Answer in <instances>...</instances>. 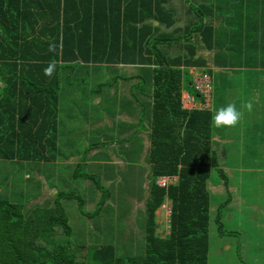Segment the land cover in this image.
<instances>
[{
    "label": "trees",
    "instance_id": "obj_1",
    "mask_svg": "<svg viewBox=\"0 0 264 264\" xmlns=\"http://www.w3.org/2000/svg\"><path fill=\"white\" fill-rule=\"evenodd\" d=\"M237 1L233 15L224 14L227 31L219 37L207 18L213 6L199 5L197 0L191 7L193 21L184 29L175 28L179 15L171 0H0V162H56L62 127L61 73L85 86L86 77L92 74L100 83L92 90L90 109L94 100L101 110L105 79H112L113 85L120 82L122 97H132L133 89L138 88L148 102L147 106L142 98L131 102L136 104L130 109L132 114L141 102L136 136L131 140L145 139L141 134L147 137L144 168L151 183L145 193L142 257L122 255L114 245L82 246L75 251L62 202L76 200L82 208L79 195L59 191L53 200L28 208L4 199L0 184V264H210L212 223L220 238L236 233L225 230L224 205L214 219L211 215V191L218 196L210 183L211 171L217 169L225 179L226 166L220 164L223 156L214 151V112L205 93L197 88L198 81L213 71H199L207 63L198 57V51L202 42L212 48L216 37L215 48L225 46V41L223 51L229 59L231 39L240 36L246 20L254 24L249 25L250 30L264 35L257 19L245 17L244 11L249 10L245 0ZM252 42L251 47L258 51V39ZM50 45H55L54 50H49ZM52 63L55 71L47 76L44 69ZM199 72L197 78L193 76ZM122 84H128V94L122 93ZM78 87L71 86L73 94ZM184 91L197 95L193 96L196 103L207 108L185 109ZM88 116L85 121L94 123L95 113L91 121ZM99 133L87 134L93 145L87 147L86 155L113 145ZM251 154L258 155V151ZM230 160L234 158L228 157L227 162ZM81 162L74 176L94 181L101 190L97 211L107 194L98 179L87 174L84 160ZM161 177L173 182L161 188L157 184ZM166 203L170 217L164 233L159 232L156 212Z\"/></svg>",
    "mask_w": 264,
    "mask_h": 264
},
{
    "label": "rangeland",
    "instance_id": "obj_2",
    "mask_svg": "<svg viewBox=\"0 0 264 264\" xmlns=\"http://www.w3.org/2000/svg\"><path fill=\"white\" fill-rule=\"evenodd\" d=\"M179 1H171V5L177 7L176 10L179 15V22L175 28L184 29L188 24L189 17L184 14L182 4L185 3L193 7V0H183L182 3ZM211 2L215 3L213 0L202 3L209 5ZM237 3V0H219V11L226 14L233 12ZM198 4L201 3L198 2ZM218 20L220 21V19ZM258 21L262 22L261 19ZM251 26L253 27L254 24L251 23ZM226 31V26H222L220 21L215 34L222 37ZM263 36L261 32L257 33L254 28L249 30L248 45H252V41L258 39V52L257 50L251 51V48L245 52V54L248 53L249 67L259 58L260 54L264 55ZM224 43L227 46L225 41ZM225 46L213 50L214 54L218 56L217 66L220 67L219 71L214 70L212 72L214 74V93L217 94L216 98L220 102L221 108L232 104L241 113L240 119L243 117V113L246 114L248 122L255 126L253 132L257 129L255 122H260L261 127L259 129L261 130L258 129L254 132L258 137L253 144L254 149L259 150L260 153L252 155V151L247 150L248 152L243 153L242 158L236 157L228 162H223L225 159L221 158L220 164L226 166L223 168L226 177L223 179L218 170L213 169L210 183L212 186L224 185L225 192L228 188L240 189L241 193L235 191L238 197L235 193L231 194L233 200L242 197L247 204L255 202L263 210L261 213L254 212L249 210L247 206L241 209V205L236 204L235 207L230 206L225 210L231 199L224 196L226 194L216 196L214 191H211V211L213 212L211 215L213 219L217 209L224 205L222 217L225 219V230H234L236 234L220 238L222 236H220L216 225L212 223L209 263L264 264V247H262L264 246V82H262L259 70H247L246 75L242 74L240 70H227L229 66L226 60L228 58L223 51ZM234 52V50L230 52L232 62H235ZM240 53L243 55L244 51H240ZM220 59L222 60L220 61ZM232 65L240 66V63ZM61 75L64 80L59 107L62 127L59 131L58 159L56 162L44 164L0 162L2 197L11 203L24 204L29 208L33 205H42L46 200H53L59 191L75 193L84 201V207L80 208L76 200L62 202L75 241L73 244L75 251H78L82 246L93 248L114 245L118 253L122 255L142 257L145 254L142 228L146 205L145 193L151 184L148 171L145 170L144 156L146 152L143 145L145 143L148 146L149 142L147 137L142 134L140 137L145 139L131 140L133 135L136 136L135 126L139 122L140 114L138 113L141 110V102H139L140 105L136 106V115L130 111L132 106L136 105L131 103L134 98L141 99L138 94L140 90L138 88L133 89L132 97L135 95L133 98L128 95L122 97L119 93L120 90H118L120 82L113 85L112 79H109V82L105 79L106 89L104 98L101 97L103 99L101 110L94 100L90 102L93 105L90 109L88 103L91 100L93 88L96 89V84L100 83L98 77L93 79L92 74L90 78L86 77L85 86L83 82L75 83L73 80L65 78L63 71ZM74 84H77L79 89H77V93L73 94L71 86ZM109 84L112 85V88L107 87ZM120 89L122 93L128 94V84H122ZM129 93L131 94V87ZM144 99L143 97L142 103L147 106L148 102ZM230 99L233 101H226ZM249 103L252 105L251 110L246 107ZM123 104H126L127 107L122 106ZM219 109H216V112ZM92 112L95 113L93 119L91 118ZM87 116L94 123L85 121ZM240 119L233 126H216L217 137L227 139L226 145L228 147L237 142L234 139L236 136L245 135ZM222 127L227 128L226 132ZM93 131L100 132V137L101 135L106 136L107 141L112 142L113 145L105 149L91 151L86 155L87 147L90 144L93 145L87 134ZM117 134L121 135L117 138ZM129 144H132L131 147ZM235 147L237 148V145ZM241 149L243 148L241 147ZM236 153L233 151L231 157L237 155ZM231 157L229 158L231 159ZM81 160H84L83 163L86 164L85 171L87 174L91 173V176H95L98 179L97 183L104 187L107 194L106 202L97 211L101 199V190L93 183L94 181L80 180L74 176L77 172V165L82 163ZM241 173H247L244 180L240 178ZM255 173H260V175ZM242 183H244L243 187H241ZM251 198L254 199L250 200ZM242 211L243 221H239ZM251 212L253 215H250ZM156 214L160 224L159 232L164 230L165 233V230L169 229L170 207L168 203L164 204ZM232 217H236L234 221H232ZM225 246L227 247L224 248Z\"/></svg>",
    "mask_w": 264,
    "mask_h": 264
},
{
    "label": "crops",
    "instance_id": "obj_3",
    "mask_svg": "<svg viewBox=\"0 0 264 264\" xmlns=\"http://www.w3.org/2000/svg\"><path fill=\"white\" fill-rule=\"evenodd\" d=\"M172 1V0H171ZM209 0H198L199 3L201 4H204L202 2H208ZM252 1V5L251 6H248L249 2ZM184 2L183 0H180L179 3H182ZM213 2H215L214 4H209V5H212L213 7L210 8L209 10H212L211 14L212 15H209L207 18L211 19L209 20L210 21V24L214 26V30H217V28H219V24H220V21H221V24L222 26L225 25V16L224 14L226 13H223V12H220L219 11V7H218V3H219V0H213ZM245 3L247 5V9L249 10H246L244 11L245 12V17H252L254 18L255 20L257 19V23L260 25V27L263 29L262 31L264 32V0H248L246 2L245 0ZM200 4V5H201ZM207 5V4H206ZM182 6L184 7V14L186 16L189 17V20H188V24L189 25L192 21H193V15L191 14L193 11L191 9V6H188V4H185L183 3ZM235 11V10H234ZM234 12H230L228 13L227 15L230 16L229 14H231V16L233 15ZM220 19V21L218 20ZM258 19H261V21H258ZM246 23L245 26L243 27V32L240 33V36H236L234 39H231V46H230V49L231 51L234 50L235 52V59L234 61L235 62H232V59L231 57H229V59L226 60V62L228 63V68L227 70H231V69H236V70H240L242 74L246 75L247 70H250V69H255L256 71L259 70L260 71V77L262 78V82H264V55H260L259 58H257V60L254 62V63H251V67L248 66V57H247V54H245L246 51L249 50V48H251V51L252 50H257V48L254 46V47H251V45H248V38L247 36L249 35V25H251V23L248 22V20H246ZM186 25V26H187ZM242 30V28H241ZM202 42V41H201ZM219 41H217L216 37L214 38V45L212 48H207L206 44L205 43H201L200 44V49L198 51V57L200 59H204L206 61V67L205 68H199V71L202 72L203 69H209V70H217L219 71L220 70V67H218V56L216 54H214L213 52V49L214 50H217L215 47L217 45V43ZM230 51V52H231ZM240 51H244L243 55H241ZM258 52V51H257ZM222 59H220L221 61ZM252 62V61H250ZM235 63H240V66L239 65H232V64H235ZM194 72V71H193ZM195 73L194 76L197 78L199 74L201 73ZM227 73H229V71H227ZM208 76V75H207ZM210 78V82H212V85L210 84V87L209 89L207 90V95L205 94V100L207 101V103H210V109L212 110V112H214V114L216 113V109H219L221 108V104L220 102L217 100V94L214 93L215 92V89H214V86H213V81H214V74L213 73H210V76H208ZM226 87V85H225ZM211 88H212V93L214 94H211ZM246 88V87H244ZM187 94L188 92L187 91H184L183 94H182V98L186 99L187 97ZM204 94V93H203ZM211 94V95H210ZM61 95V94H60ZM192 96H197V95H193V94H190ZM141 96V95H140ZM191 96V97H192ZM141 98L143 99V97L141 96ZM202 96H198V99H201ZM213 99V101H212ZM226 101H233V99H230V100H226ZM59 106H60V96H59ZM264 106V104H263ZM196 107L201 110L203 108H207V105L206 104H201L200 102H197L196 103ZM185 109H187V106H186V103H185V106H184ZM246 114L243 113V117L240 119V122L243 126V130H245V135L244 136H236L234 139L237 141L236 143H233L231 145V147H228L226 145V140L225 138H220V137H217L218 133L217 132V127L216 125L214 124L213 122V125H214V133H213V146H214V151L218 154H220L219 156L222 157L223 156V159H225V161L223 162H226L227 161V158L228 157H231L233 151H236L237 155H233L231 158H242V155L243 153H247L248 151L247 150H251L253 151L254 150V145L255 144V140L257 139L258 135L254 132H256L260 127H261V124L259 121H256L255 122V125L257 127V129L253 132L255 126L248 122V120L246 119ZM263 116H264V110H263ZM139 119V118H138ZM222 129L224 130V132H226L227 128L226 127H222ZM261 129H259L260 131ZM216 131V132H215ZM225 140V142H224ZM237 145V148L235 147ZM241 147L243 149H241ZM238 149V150H236ZM241 149V150H240ZM256 151L259 152V150L255 149ZM230 152V153H229ZM239 155V156H238ZM260 156V154H259ZM257 156V157H259ZM230 170V169H228ZM246 174L247 173H241L240 175V178H242L244 180V178H246ZM250 174V173H248ZM255 174H258L260 175V173H255ZM244 183H242L241 187H243ZM215 190H216V193L218 194V196H221V195H224V196H227L229 197V199H231V202L229 204L228 207L230 206H233L235 207L236 205H241V209H243L245 206H247L249 208V210L251 211H254V212H262L263 208L262 207H258V204L253 202V204H247V202L241 197H239L238 200H233V193L236 194V196L238 197L237 195V192L235 191H239L241 193V190L240 189H230L228 188L227 192H225V186L224 185H220V184H216L215 185ZM242 192H245V191H242ZM254 198H251L250 200H253ZM236 204V205H235ZM169 206V204H168ZM246 208V207H245ZM228 208H226L225 210H227ZM249 213V212H248ZM243 211L241 213V219L240 221H243ZM250 215H253V212L250 213ZM170 217V216H169ZM158 215H157V221H158ZM169 220V219H168Z\"/></svg>",
    "mask_w": 264,
    "mask_h": 264
},
{
    "label": "clouds",
    "instance_id": "obj_4",
    "mask_svg": "<svg viewBox=\"0 0 264 264\" xmlns=\"http://www.w3.org/2000/svg\"><path fill=\"white\" fill-rule=\"evenodd\" d=\"M55 45H50L49 50H54ZM55 64H49L44 69L45 75L51 76L55 71ZM246 107L251 110V103L247 104ZM241 113L238 112L234 105L229 104L227 107L220 108L213 116V122L216 126H233L236 125L240 119Z\"/></svg>",
    "mask_w": 264,
    "mask_h": 264
},
{
    "label": "built area",
    "instance_id": "obj_5",
    "mask_svg": "<svg viewBox=\"0 0 264 264\" xmlns=\"http://www.w3.org/2000/svg\"><path fill=\"white\" fill-rule=\"evenodd\" d=\"M201 80V82H200ZM198 81V90L201 91L202 93L207 94V90L210 87V78L207 76H204L202 79H200ZM200 83H202L201 85H199ZM186 103L187 109H193L196 106V100L194 99V97L190 96L189 94H187L186 99H184V104ZM174 180L176 179L175 177H173ZM172 179L166 178V177H161L158 179L157 184L159 185V187L161 188H167L168 185H170L173 180Z\"/></svg>",
    "mask_w": 264,
    "mask_h": 264
}]
</instances>
